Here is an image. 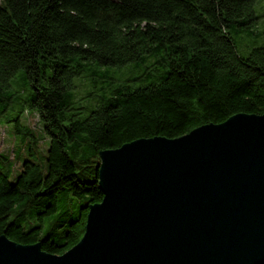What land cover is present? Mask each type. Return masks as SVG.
Instances as JSON below:
<instances>
[{"label": "trees", "instance_id": "trees-1", "mask_svg": "<svg viewBox=\"0 0 264 264\" xmlns=\"http://www.w3.org/2000/svg\"><path fill=\"white\" fill-rule=\"evenodd\" d=\"M256 1L0 0V124H13L29 156L10 181L15 163L0 153V235L62 254L83 236L90 204L103 199L100 151L264 114V45L242 36H260ZM131 63L140 72L122 81L99 73ZM18 71L32 88L27 101L9 90ZM76 78L96 90L76 98ZM19 104L39 114L45 154ZM80 199L59 234L40 236L59 201L62 215Z\"/></svg>", "mask_w": 264, "mask_h": 264}, {"label": "water", "instance_id": "water-1", "mask_svg": "<svg viewBox=\"0 0 264 264\" xmlns=\"http://www.w3.org/2000/svg\"><path fill=\"white\" fill-rule=\"evenodd\" d=\"M103 199L62 254L0 235V264H264V114L100 151Z\"/></svg>", "mask_w": 264, "mask_h": 264}, {"label": "rangeland", "instance_id": "rangeland-1", "mask_svg": "<svg viewBox=\"0 0 264 264\" xmlns=\"http://www.w3.org/2000/svg\"><path fill=\"white\" fill-rule=\"evenodd\" d=\"M255 7L258 13L259 19L256 23V30L260 33V36L252 35L248 36L246 33H243L242 36L245 39L244 42L250 47H260L264 45V0H257ZM247 53L248 50H241V52ZM94 67L91 68V71ZM140 72V65L136 63H131L122 68H103L99 71L100 74H107L117 81H122L128 77L138 75ZM75 86L73 88V95L76 98H79L89 91L96 90V85L88 79L76 78ZM9 90L13 93H21L22 101H27L32 96V88L29 86L23 76L22 71H18L15 77L10 81ZM22 107L27 108V111L21 116V123L25 126L31 128V130L36 134L40 139L39 141V151L42 154H45L48 149L49 139L46 134L43 132V125L40 121V116L36 111H29L28 105L19 104L16 107V110L19 111ZM0 153H4L14 161L15 172L14 176L10 178V181L15 180V175L22 168V163L25 159H28V153L23 145V142L20 140L18 135L15 132L13 124H0ZM101 163V157H100ZM84 205L82 199L75 202L74 205H71V211L69 214H62L63 211L62 203L59 201V208L54 213L45 217L43 226L41 228L40 236L43 238L47 235H53V233H58L62 231L65 226L68 225L70 220L76 218L79 215V208ZM61 219L63 223L62 226L56 227L54 223L56 219ZM56 231V232H55ZM56 238V235H54Z\"/></svg>", "mask_w": 264, "mask_h": 264}]
</instances>
